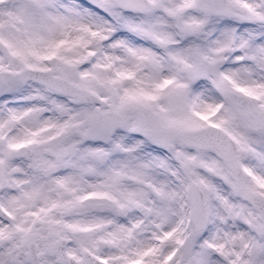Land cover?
<instances>
[{"label": "snow or ice", "instance_id": "1", "mask_svg": "<svg viewBox=\"0 0 264 264\" xmlns=\"http://www.w3.org/2000/svg\"><path fill=\"white\" fill-rule=\"evenodd\" d=\"M0 264H264V0H0Z\"/></svg>", "mask_w": 264, "mask_h": 264}]
</instances>
